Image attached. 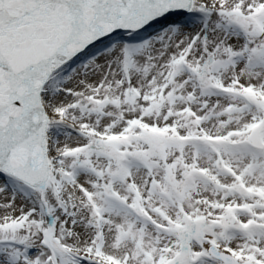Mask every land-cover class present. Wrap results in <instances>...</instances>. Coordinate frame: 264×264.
<instances>
[{
	"label": "snow or ice",
	"instance_id": "6c2138e0",
	"mask_svg": "<svg viewBox=\"0 0 264 264\" xmlns=\"http://www.w3.org/2000/svg\"><path fill=\"white\" fill-rule=\"evenodd\" d=\"M0 264H264V0H0Z\"/></svg>",
	"mask_w": 264,
	"mask_h": 264
}]
</instances>
